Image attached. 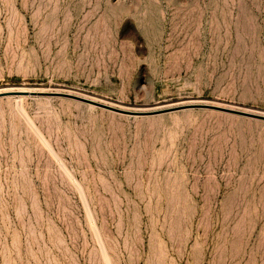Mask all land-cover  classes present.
Listing matches in <instances>:
<instances>
[{"label":"rangeland","instance_id":"1","mask_svg":"<svg viewBox=\"0 0 264 264\" xmlns=\"http://www.w3.org/2000/svg\"><path fill=\"white\" fill-rule=\"evenodd\" d=\"M225 109L264 116V0H0V264H264Z\"/></svg>","mask_w":264,"mask_h":264},{"label":"water","instance_id":"2","mask_svg":"<svg viewBox=\"0 0 264 264\" xmlns=\"http://www.w3.org/2000/svg\"><path fill=\"white\" fill-rule=\"evenodd\" d=\"M103 107H107V108H110V109H114V110H117L115 108H111L110 106H105V105H102ZM222 109V108H221ZM227 111H230V112H234V113H238V114H243V115H247V116H254V117H259V118H264V116H258V115H254V114H250V113H246V112H240V111H235V110H230V109H225Z\"/></svg>","mask_w":264,"mask_h":264}]
</instances>
